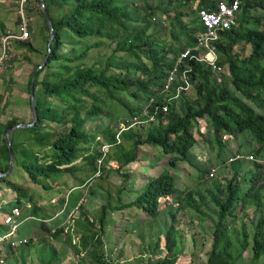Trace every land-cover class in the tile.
Instances as JSON below:
<instances>
[{
  "label": "trees",
  "instance_id": "1",
  "mask_svg": "<svg viewBox=\"0 0 264 264\" xmlns=\"http://www.w3.org/2000/svg\"><path fill=\"white\" fill-rule=\"evenodd\" d=\"M139 1L143 3L142 7H138ZM195 1H198V7L190 12L197 17L201 9L215 11L221 0H45L55 39L52 46L47 47L43 60L49 55L48 60L35 81L37 124L30 129L19 130L29 134L31 140L28 145L20 146L12 138L14 163L20 153L23 157L21 166L30 181L45 191L61 181L67 183L68 177L75 180L76 187L96 179L97 160L102 156L100 149L105 143L112 146L106 161L116 163L118 172L126 173L132 164L145 160L140 158L142 152L149 157L148 163L152 167L159 164L160 156L168 157L167 166L172 170H177L180 163H187L196 171L200 184L196 192L186 199V204L177 175L163 170L154 176L147 175V181L135 200L120 206L122 209L141 210L149 218V223L155 222V226H158L156 220H160L155 228L157 231L149 235L156 241L143 245V255L161 256L167 251L163 259L153 264H176L183 254V230L180 227L183 223H190L185 220L187 217L191 222L209 219L212 243L203 264H257L264 256V0H241L239 25L220 32L219 40L213 44L217 65L220 68L228 66L229 75L221 71L215 73L207 63L191 57L177 66L182 53L194 46L204 31L198 17L193 25L185 21L190 15L182 8L191 7ZM223 2L232 3L233 0ZM38 11L43 19L42 29L47 32L45 39L48 44L50 29L41 5ZM156 12L167 16L171 23L168 30L163 26V20L154 17L156 24L163 27L159 31L161 39L157 38L156 31L148 33L151 27H158L152 25V16ZM168 36L174 44L165 42ZM92 39H100V42L89 43ZM106 39L116 41L115 51L124 52L127 57L112 55L106 68H101L97 57L92 63L88 56L95 48L106 45ZM66 43L72 46L69 54L61 53ZM242 44L249 48L246 51L248 55H244ZM24 46L32 47L29 42ZM193 54L198 55V52ZM40 65L35 67L30 77L29 94L33 76ZM176 66L177 79L186 86L181 80L185 75L189 89L179 99L170 102L163 90L168 75ZM187 66L192 71H187ZM181 83L177 81L175 87ZM152 98H155V104L149 108L150 113L156 112L157 106L164 105L168 106V111L160 109L155 122L132 127L119 135L120 123L113 119L118 112L109 111V107L120 105L132 118L142 114ZM53 99L56 105L52 104ZM94 119L110 123H104L100 133L95 131L91 134L86 126L89 120ZM17 123L11 121L5 126L0 125V173L8 170L10 160L5 132ZM202 123L206 125L207 133L203 132ZM50 125L64 127L65 130L59 131ZM247 132L253 135L258 145L253 150L257 160L230 162L228 155L223 158L228 137L238 139ZM98 136L99 141H96ZM199 141L212 150H219L218 160L224 161L229 177L211 179L213 161L199 159L195 152ZM92 146L94 149L90 151ZM45 148H51L52 152L40 159L37 154ZM143 149L154 150L156 154L151 155ZM230 156L233 158L234 155ZM80 157L84 165H74ZM104 167L109 170L104 164L103 172ZM135 176L128 171L123 176L124 182ZM5 184L17 192L20 199L28 197L25 188L9 181ZM133 184L130 180L129 185L133 187ZM96 187L105 189L102 185ZM108 194L110 199L96 219L101 232L94 230L97 229L96 220L84 212L82 204L78 219L69 216L61 228L59 226L64 220L49 227L48 231L43 230L42 235L50 233L49 238L31 237L28 243L17 248L23 264H26V252H32L40 242L49 249L45 253L44 245L40 248V264H54L59 255L57 249L50 245L52 238H63L76 255L89 249L92 258L101 264L103 256L99 250L103 247V234L107 227L105 213L107 210H120L113 207L114 197L110 192ZM120 201L118 198L116 204L119 205ZM33 209L35 212L38 210ZM70 210L66 211L64 219ZM70 220L75 221L74 231L65 233ZM187 229L193 232L192 226H187ZM197 232V235L194 233L196 246V237L204 230ZM163 239L164 247H161ZM247 251L250 254L248 260L245 259Z\"/></svg>",
  "mask_w": 264,
  "mask_h": 264
},
{
  "label": "crops",
  "instance_id": "2",
  "mask_svg": "<svg viewBox=\"0 0 264 264\" xmlns=\"http://www.w3.org/2000/svg\"><path fill=\"white\" fill-rule=\"evenodd\" d=\"M6 1H10V0H6ZM6 1L0 0V52L5 47L4 46L5 35H7L8 33H11L17 36L18 34V30H17L18 27L17 29L16 27H11L10 22H13L15 18L12 12V9H13L11 8L12 6L11 5L6 6L5 5ZM43 30L44 29H38L37 30L38 34L34 33L35 35L33 37V40H37V37H40L39 35H41L40 33H43ZM25 42H29L32 47H25L24 46ZM8 45L10 47V60H9L10 66L8 65L9 63L8 61L6 63L5 68H7L8 66L13 68L12 72H14V74H16V72L19 70H24V72L21 75L16 74L14 77L17 83L18 90L16 91L17 93H12V94H17L18 97L10 95L9 82L7 83V81H5L4 78L0 76V125L5 126L11 121H17L18 123H31L33 120V111L31 107L30 94L29 95L25 94V82H27L28 77H31L33 71H31L30 68L40 59L43 49H42L41 44H37L36 42H33L31 39L24 41L18 38H11L9 40ZM47 47H48V44H47ZM28 93H29V90H28ZM16 103H20L21 107H23L24 110L25 109L27 110V108L29 110L28 115L26 113V119L24 121H18L16 119H13L11 116L12 114L11 110L13 109L14 104ZM29 118H31V120H28ZM205 129H206V125H205ZM18 131L19 130H13L10 133L11 141L13 138V142L16 144H20V146H23L22 144L28 145L29 137H26L24 140L21 138L16 139L14 137V134ZM228 139H229L228 147L224 152L225 154L223 155V158H225L227 155H228V159H231L230 155L233 156L236 154H242V155H246V157L250 155L251 150H249L248 153L246 151H243V147L240 141H238L239 138L235 139L233 137H228ZM197 148L200 149V151H197V149L195 150L199 159H204V160L212 159L214 167L220 168L223 166L224 161L218 160L219 150L217 148L215 150H212L211 148H209L207 144H204L202 141H199ZM36 149L37 151H39V148H36ZM240 150L242 151L241 153L239 152ZM143 151L156 154L155 151L151 149H148V150L143 149ZM41 153L43 154L51 153V148H45V149H42L40 152H38V154H41ZM18 158L20 159L19 166L20 168H22L21 162L23 160V157L20 153H18ZM140 158L145 159V160L139 161L137 163L139 168H143L145 170L156 171L157 174H160L163 170H168L171 174H175L174 173L175 170L168 168L167 165L164 167L162 166V162L168 163L167 156H160L159 164L154 167H152L151 164L148 163L149 157L146 155V153L142 152ZM226 166L229 167V164H226ZM14 167H15V163H14L12 172L8 176V180L11 183L17 185V182L15 183L16 180H14L13 178ZM130 172L134 176L137 174V173H134V171L132 170ZM142 174L145 175V173L143 172ZM227 177H229V175ZM67 179H68L67 183H63L61 181L59 184L52 185V188H50V190L48 191L43 190L40 185L33 184V183H31L30 185L28 183H24V185H22L21 187L27 190L28 197L23 196L21 197V199L18 196L17 192H15L14 190H11L6 184L0 183V231H2L3 233L5 230L9 232L11 231V228L4 224V219L7 215H9V212L11 211L12 208L19 207L21 209V216L17 218L18 228H17L16 235L7 239L8 241L4 240L3 242H0V255L6 254V258H7L6 260L8 263L23 264L22 257L18 253V249H14V250L11 249L9 247L8 242L10 241L13 242L16 239H22V238L30 239L31 237L32 239L43 238V236H45V238H49L48 235H50V233L46 235H42V232L44 233L43 230L48 231L49 227L53 226L54 224H58V222H61L62 220L64 221L59 227L61 228V226H64V224H66L68 221V218L71 214L73 207L75 208L77 206V203L80 202L79 200L84 196L86 197V202H84V206H83L84 212L90 215V218L91 217L98 218L100 216L102 207L106 205L107 201L110 199L108 192L111 193V197H114L113 207L115 209L117 207L120 210H107V212L105 213V217H106L105 219H106L107 226L110 224H113L115 235L119 231V228H121L122 232L126 229V232L123 233L124 236L120 235L118 239L122 241V243L125 242L127 235H131L132 237H134V234L136 232V227L138 226L139 228H141L142 224H144L143 221L138 220V217H142L139 214H145L144 212H142L141 210L137 208L122 209L120 207L122 205H127L130 202L134 201L136 198V195L140 193V190L142 189L143 186L131 187L130 185L122 184L121 186H116V187L111 186L109 188L104 187L105 189H99L98 187H96V185L92 187H89L91 185L86 186L87 185L86 183L80 187H76L74 184L75 183L74 179L70 177H68ZM119 189H123V191L119 192ZM106 190L108 192H106ZM118 198L121 199L119 205L116 204V200ZM33 208H37L38 210L35 212ZM69 208H71L70 213L69 215H67V218L64 219L65 213ZM99 208H100V211H97ZM203 211L207 212V210L205 209H203ZM44 215L46 217H44ZM201 219H202V216H201ZM206 221L209 222V219H206ZM201 223H204V222H201ZM131 226L133 228H130ZM156 231L157 229L155 230V232ZM150 234H153V233L150 232ZM141 237L146 238L144 234ZM1 238L2 237H0V239ZM50 242L55 248L56 246L59 247V245L62 246L61 248L57 249L58 255H62V254L68 255L67 251H65L66 244L64 243L63 238L62 239L59 238V240L52 238ZM46 244L48 245V243ZM43 245L44 244L40 242V244L37 245V247L32 252L27 251L26 258L28 260H33L36 257L39 260V251ZM44 250H45L44 252L46 253V251H48L49 249H47L44 245ZM11 256H13V258H10Z\"/></svg>",
  "mask_w": 264,
  "mask_h": 264
},
{
  "label": "rangeland",
  "instance_id": "3",
  "mask_svg": "<svg viewBox=\"0 0 264 264\" xmlns=\"http://www.w3.org/2000/svg\"><path fill=\"white\" fill-rule=\"evenodd\" d=\"M6 1V0H5ZM6 6L11 5L13 8L12 12L14 14V21L10 22L11 23V27H18V25L23 21V17L21 15V10L23 9L24 12V19L28 22V26L30 29V39L33 42H36L37 44H41L43 52L42 55L40 56V59L30 68L31 71H34L35 67L39 64H41L44 60V57L46 55V51H47V42H46V37H47V32L43 30V33H40L41 35H39L40 37H37V40H33V37L35 34L37 33L38 29H42V25H43V19L41 18V15L39 14V7H40V3L37 2V0H27V2L24 3V6L22 7V3L23 0L16 2L13 0L10 1H6L5 2ZM138 7H142L143 3L141 1L137 2ZM196 7H198V1H195L191 7L189 6V8L185 7L182 8V11H185L187 13V15H190L189 18H186L185 21L190 24L193 25L196 22V15L195 13H191L192 11H195ZM28 11H30V14H28ZM191 11V12H190ZM173 15V14H172ZM154 17L156 19H161L164 22V27H166L168 30L170 29V19H168L167 16H163L160 12H156L153 16H152V25L153 26H158L156 23L157 21L154 20ZM264 27V23L262 25ZM163 27L162 26H158V27H151L148 31V33H153V31H156V36L158 39L162 38V33H160L159 31L162 30ZM18 30V29H17ZM35 33V34H34ZM68 38H65V41L67 42ZM107 44L104 45L102 48H95L94 51L92 53H90V55L88 56V58L92 61V63L94 62V59L97 57V60L100 61L101 64V68H106V63L108 61V58L112 55H117L119 57H127L126 54L124 52H116V46H117V42L116 41H110L108 39H106ZM96 42H100V39H92L89 41V43H96ZM165 42L168 43H172L173 39L171 38V36H168L165 40ZM240 47H243V51H244V55H248L249 53L246 54V51L249 50V48L242 44ZM72 50V46L68 45V43H66L62 50L61 53L64 54H69L70 51ZM133 61H135V59H133ZM131 62V61H129ZM8 65L10 66V61L8 63ZM6 67L5 65V69H3L4 71L0 74V76L2 78H4L5 81H7V83L9 82V86H10V95L11 96H15L18 97L17 94H12V93H17L16 91L18 90L17 87V83L15 80V75H21L23 74L24 70H19L16 72V74H14V72H12L13 68L11 67ZM28 69V68H27ZM222 71L220 73H224L226 75H229V69L228 66H221ZM113 74L116 73L115 71H111ZM28 76V75H27ZM43 77V74L41 75V78ZM29 78H27V82H25V94H28V81ZM38 91L41 94V97H43V94L41 93V88H38ZM190 94L193 96L194 92L191 91ZM17 95V96H16ZM29 99V98H28ZM54 102H52L53 105H56L55 99H53ZM110 106V104H108V107ZM27 111V112H26ZM109 111H117L118 115L114 116L113 119L118 120V122H122L125 119L130 118L128 115V110L120 105H117L115 107H109ZM12 114V118L16 119L18 121H24L26 119V113L28 115L29 110L27 108V110L23 107H21L20 103H16L14 104L13 109L11 110ZM28 120H31V118H29ZM105 123V125L109 124L110 121H105L103 122V120L101 119H94L92 121H88V124L86 126V129L88 130L89 133L93 134L95 131H97L98 133H100V130H102L103 128V124ZM120 125V124H119ZM3 126V125H2ZM52 126V128H55L59 131H64L65 128L64 127H60V126H54V125H50ZM202 128H203V132L207 133L208 129H205V124L202 123L201 124ZM135 127V126H133ZM130 129V128H129ZM127 129V130H129ZM125 130V131H127ZM124 131V132H125ZM123 133V132H122ZM14 137L17 138H21V139H25L26 137H29L28 142H30L31 140V136H29V134H27L25 131H18L14 134ZM121 139V138H120ZM96 141H99V136L96 138ZM242 147H243V151H246L248 153L249 150H251L250 155H248L249 157L252 156L253 160L250 161H255L257 160L255 157V154L253 153L254 149L258 148V145L256 144L255 140L253 139V135L250 132H247L245 134H242L239 136V140ZM257 145V147H256ZM109 148V153L112 149V146L106 145L105 149ZM94 149V146L91 147L90 151H92ZM159 149V148H158ZM197 151H200L199 148H197ZM52 152V151H51ZM48 154V153H45ZM43 153L41 154H37V156L42 159L43 156L45 155ZM51 154V153H50ZM148 154V153H147ZM149 154L153 155V153L149 152ZM209 154V153H208ZM163 155V154H162ZM235 156V155H234ZM233 156V157H234ZM17 157V155H16ZM109 157H106L104 164L107 165L109 167L106 169V167H104V175H108V177L104 176L102 178H97V179H93L91 182H88L86 186L92 187L94 185L96 186H104V187H116V186H121L122 184L125 185H129L130 180H132V182H134L133 187L137 186H143L145 185L147 179L145 175H156L157 172L156 171H151V170H145L143 168H139L138 164H132L128 170H126V173L128 171H134V173H137L135 178H128L130 180H128V182H124V178L123 176L126 174L125 171H121L118 172L117 171V164L116 163H112L108 160ZM19 161L20 159L16 158V162H15V167H14V172H13V178L15 181V183L17 182L18 186H22L24 185V183H28L31 185V181L28 177V175H25L24 170H22V168H20L19 166ZM43 163V161H42ZM81 165L83 164L82 162V158L80 157L75 163L74 165ZM17 165V166H16ZM84 165V164H83ZM168 165L167 162H162V166H166ZM136 168V169H135ZM228 168V167H227ZM135 169V170H134ZM213 169H215L214 173H215V177L211 178V179H215L218 178L217 180H223L225 177L228 176L227 171L225 169V167H214ZM145 173L144 174H142ZM174 173L177 175V181L178 184L181 186L182 190H184V203L186 204V199L190 196L191 193L196 192V190L198 189V185L200 184V181L197 177L196 171L194 170V168H192L189 164L187 163H180L178 165V169L174 171ZM144 175V176H143ZM10 178V177H9ZM8 177L6 178H1L0 182H4V184L6 182H8ZM10 182V181H9ZM38 187V186H36ZM11 190H13L11 187H9ZM91 190V189H90ZM194 195V194H193ZM195 196V195H194ZM85 202L86 197H82L79 201H83ZM83 202V203H84ZM164 202V201H163ZM79 203V202H78ZM77 203V204H78ZM205 210H207L206 208H203ZM100 211V208L97 210ZM182 214V213H181ZM142 217H138L139 221H143L144 224H142L141 228H139L138 226L136 227V232L134 234V237H132L131 235H127L125 242L122 243V241L118 240L120 235L124 236L123 233L126 232V229L122 232L121 228H119V231L117 232V234L115 235L114 232V226L113 224L108 225L105 229H104V234H103V240L102 241V249L99 250V254L103 256V261L101 262V264H153V262H157L159 261L158 259H163L166 255H167V251H165L164 254H162L161 256H149V253H145L143 255L142 249H143V245L148 246V244L150 243H155L156 239L152 240L150 239L149 235L150 232L151 233H155V228L159 226L160 220H156L157 221V225L155 226V222H151L149 223V218L145 215V214H139ZM183 215V214H182ZM80 213L77 214V219L79 218ZM184 217V215L182 216V218ZM93 219H97L96 217H94ZM185 220L189 221L190 223L185 224L183 223L181 225V229L183 230V254L179 257L178 261L176 264H203L207 261V256H208V252L211 249V243H212V235L210 233V229L208 228V226L210 225V222H207L205 220L204 223H201L200 221H194L191 222V220H189L187 217H185ZM162 222V221H161ZM96 228L94 230H97L96 232H101V228H100V224L98 223V221L96 220ZM243 222L239 223L240 225ZM187 226H192L193 227V232H191L189 229H187ZM128 227V226H126ZM130 228H133L132 226ZM128 229V228H127ZM204 230V233L202 234H198V236L196 237V241H197V246L194 244V233L197 235V231L199 230ZM9 231L5 230L3 235L0 237L5 236L6 234H8ZM16 235V231L14 232ZM145 235V237H141L142 235ZM141 238H145L144 239H140ZM6 240V239H5ZM4 240L0 239V242H3ZM10 243V242H9ZM121 243V244H120ZM8 244V243H7ZM140 244V246H139ZM50 245L51 242H50ZM164 239L161 241V247H164ZM66 246V245H65ZM121 246V247H120ZM62 246L59 245L56 246V249L61 248ZM142 247V248H141ZM65 251H67L68 255L66 254H62L59 255L58 260L54 262V264H98L90 255V251L89 249L85 252H82L80 255H76L74 253V251L67 245L65 248ZM3 256L4 259V263L3 264H10L7 262V258H6V254H1ZM250 257L249 252L247 251L245 253V259L248 260V258ZM70 258V259H68ZM49 261V259H48ZM40 261L35 257L33 260H28L26 258V264H40ZM260 262V263H259ZM259 262L257 264H264V256L259 260ZM0 264H2L0 262ZM19 264V263H17ZM256 264V263H254Z\"/></svg>",
  "mask_w": 264,
  "mask_h": 264
},
{
  "label": "built area",
  "instance_id": "4",
  "mask_svg": "<svg viewBox=\"0 0 264 264\" xmlns=\"http://www.w3.org/2000/svg\"><path fill=\"white\" fill-rule=\"evenodd\" d=\"M27 2V0H23L22 7L24 6V3ZM241 0H233L232 3L223 2L221 0L216 5L215 11H210L207 9H201L197 12V17L202 24L204 31L200 33V35L197 37V41L194 46L188 47L182 55L179 57L177 66L181 63H183V60L186 58L191 57L192 59H196L200 62H205L209 66L212 67L213 72L219 73L222 71V69L217 65V55L214 51L213 44L219 40L220 38V32H226L228 30H231L233 28H236L239 25L238 19L239 15L241 13ZM197 8V7H196ZM196 10V9H195ZM21 15L23 17V21L18 25V34L13 35L11 33H8L4 37V49L0 52V73L3 71L6 63L10 60V47L8 45L9 40L11 38H18L21 40H29L30 39V29L28 22L24 19V12L23 9L21 10ZM194 52H198V55H194ZM176 68L168 75L167 81L164 87V93L166 97L168 98V101L173 102L182 95L183 92L189 89V84L187 82V79L185 75L182 76L181 80L186 83V86H183L181 81L177 79V72L178 68ZM187 71H192V68L187 66ZM177 81H179L181 84L176 85ZM155 104V98H152L150 100L149 105L147 108L142 112V114L134 116L132 118H128L120 122L119 125V135L124 132L125 130L132 128L133 126H140L146 122H155L156 120V114L157 112L162 109L163 112L168 111V106H157V111L150 113L149 108L151 105ZM150 115V116H149ZM119 135L117 136V139H119ZM109 145L105 143L101 147V154L102 156L97 160V166L98 171L95 175L96 179L100 178L103 175V170L101 168L104 166V161L106 157L109 155V148L105 149V146ZM111 146V145H109ZM238 159H250L253 160L252 156L244 157L241 154H236L232 159H230V162ZM215 169H212L210 173V177H215ZM84 200L79 202V204L76 206V208L71 212L70 217L73 219H77V214L79 213L78 210L80 209L81 205ZM86 202V200H85ZM21 216V209L19 207H14L12 211L7 215L4 219V224L9 226L11 228V231L6 236L2 237L1 240L8 241L10 237L15 235V231H17V218ZM71 223L65 228V233L68 231L73 232L74 231V223L75 221L70 220ZM9 243V242H8ZM11 248L17 249L19 246L28 243V239H16L13 242H11ZM0 262L3 264L4 259L3 256L0 255Z\"/></svg>",
  "mask_w": 264,
  "mask_h": 264
},
{
  "label": "water",
  "instance_id": "5",
  "mask_svg": "<svg viewBox=\"0 0 264 264\" xmlns=\"http://www.w3.org/2000/svg\"><path fill=\"white\" fill-rule=\"evenodd\" d=\"M40 5H41V9L43 11V13L45 14L47 23L49 25V29H50V38H49V42H48V48H50L54 42L55 39V30H54V26H53V22L52 19L50 17V15L48 14V11L46 9V2L45 0H40ZM49 55L46 57V59L41 63V65L39 66L37 72L34 74L33 79H32V84H31V89H30V99H31V107H32V111H33V120L31 123H18L16 124L14 127L8 129L5 132V140L7 142L8 148H9V168L6 172L4 173H0V178H6L10 175V173L12 172L13 166H14V152H13V148H12V141H11V137H10V133L13 130H21V129H30L33 128L38 121V113H37V108H36V104H35V81L36 78L38 76V72L43 69V67L46 65V62L48 60Z\"/></svg>",
  "mask_w": 264,
  "mask_h": 264
},
{
  "label": "clouds",
  "instance_id": "6",
  "mask_svg": "<svg viewBox=\"0 0 264 264\" xmlns=\"http://www.w3.org/2000/svg\"><path fill=\"white\" fill-rule=\"evenodd\" d=\"M242 155V154H241ZM244 157H246L245 155H243ZM248 157V156H247ZM232 159V158H231Z\"/></svg>",
  "mask_w": 264,
  "mask_h": 264
}]
</instances>
